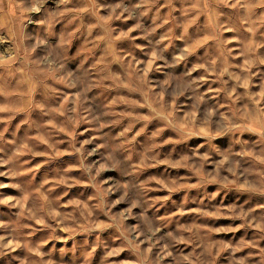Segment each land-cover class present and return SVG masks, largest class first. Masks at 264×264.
I'll return each instance as SVG.
<instances>
[{
  "label": "rangeland",
  "instance_id": "rangeland-1",
  "mask_svg": "<svg viewBox=\"0 0 264 264\" xmlns=\"http://www.w3.org/2000/svg\"><path fill=\"white\" fill-rule=\"evenodd\" d=\"M0 264H264V0H0Z\"/></svg>",
  "mask_w": 264,
  "mask_h": 264
}]
</instances>
